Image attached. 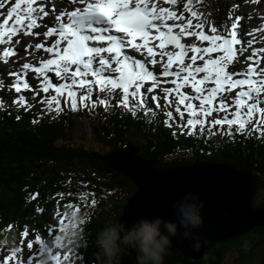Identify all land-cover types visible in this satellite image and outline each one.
Listing matches in <instances>:
<instances>
[{"label":"snow or ice","instance_id":"snow-or-ice-1","mask_svg":"<svg viewBox=\"0 0 264 264\" xmlns=\"http://www.w3.org/2000/svg\"><path fill=\"white\" fill-rule=\"evenodd\" d=\"M162 2L170 6L182 3L183 10L178 14L173 7L161 6V0H60L61 4L72 6L71 10L68 7L58 9L55 0H0V63L7 64L9 58L17 55L16 46L21 40L14 41V38L21 33L39 37L41 33L34 30L44 27L45 40L56 37L50 46L45 43H27L25 46L26 56L43 50L48 54L47 59L39 57L35 64L24 62L14 69L0 67V92L5 87L16 93L31 90L24 78L31 71L40 81L38 92H54L40 101L46 103L48 110L62 111L63 98L64 104L72 111L118 106L134 118L143 113L151 118L147 122H152L160 113L147 107L148 94H152L161 83H170L173 87L161 89L164 108L175 105L182 133L186 130L187 135L193 136L199 129L203 136L207 129L212 135L233 136L234 128L235 134L247 132L249 136L256 134L258 138H264V67H261L264 47H253L257 42H264V37L260 41L256 38L258 32L264 31V24L247 33L252 38L244 42L238 32L241 16H235L230 26L222 22L218 28L198 10L203 0ZM185 12L189 13L187 18ZM46 19L51 21V26L44 23ZM229 19H232L231 13ZM192 37L195 42L187 43L186 38ZM248 49L251 54L245 57L246 68L229 71ZM156 65L161 68L159 75L154 70ZM5 71L7 77L14 78L10 84ZM50 73L61 82L54 84ZM161 77L171 79L162 81ZM149 82L151 86L147 93L142 92ZM185 89H191V93ZM97 90L102 95L93 101L92 96ZM117 90L121 92V99L114 106L111 101ZM233 91L235 95L228 103L225 94ZM151 100L159 109L161 97L152 95ZM12 103L27 106L23 95L13 99ZM0 110H6L2 96ZM213 113L223 115L209 120ZM164 115L165 125L171 127L170 121L175 119L173 112L169 110ZM91 203L95 205L97 201L93 199ZM77 212L79 207L71 213L72 222L66 224L68 213L61 216L57 211L56 215L60 216L58 232L61 234L55 235L49 243L37 233L34 240L27 242L30 252L27 261L20 255L24 238L29 235L25 227L21 232L20 247L8 249V255H3L4 245H0V256H3L0 264H33L34 260L37 264H78L81 255L71 247L63 252L61 259L69 227L76 236ZM78 223L83 225L84 220ZM12 227L9 225L8 229ZM47 231L51 236L54 229L49 227ZM34 244L38 245L35 252L32 251ZM45 255L48 260L42 262Z\"/></svg>","mask_w":264,"mask_h":264},{"label":"trees","instance_id":"trees-1","mask_svg":"<svg viewBox=\"0 0 264 264\" xmlns=\"http://www.w3.org/2000/svg\"><path fill=\"white\" fill-rule=\"evenodd\" d=\"M32 117L30 113L14 116L0 112V219L29 221L37 216L38 208H43L41 216L46 219L60 192L71 191L78 179L97 189L104 187L105 190L93 194L92 200L97 203L88 204L91 217L82 234L86 261L105 264L106 259L95 244L96 234L106 224L117 222L121 205L135 191V186L129 177L107 165L103 158L106 152L72 144L76 130L81 132L80 141L94 143L98 148L103 146V151L136 146L138 153L158 168L197 161L227 162L258 175L260 191L264 190V138L256 134L245 135L242 142L234 135L223 134H203L195 140L183 136L175 140L161 123L144 122L121 110L109 109L107 116L101 113L99 119L89 118L90 137L85 139L86 126L76 125L74 115L37 122H32ZM262 203L264 200L252 204ZM229 248H235L237 254L227 264H264V225L216 244L199 259L188 258L177 249L166 251L164 264H226ZM136 255L135 250L125 248L112 264H137Z\"/></svg>","mask_w":264,"mask_h":264},{"label":"water","instance_id":"water-1","mask_svg":"<svg viewBox=\"0 0 264 264\" xmlns=\"http://www.w3.org/2000/svg\"><path fill=\"white\" fill-rule=\"evenodd\" d=\"M103 158L109 167L129 177L136 187L123 204L117 222L131 225L140 217L154 216L177 220L174 202L189 192L203 202L200 209L203 224L193 229L194 235L200 238L199 249L193 250L194 241L178 233L172 237L167 251L177 249L188 258L199 259L209 254L216 244L264 225V205H252L261 183L249 170H240L229 163H196L162 169L138 155L134 148L114 149Z\"/></svg>","mask_w":264,"mask_h":264},{"label":"clouds","instance_id":"clouds-1","mask_svg":"<svg viewBox=\"0 0 264 264\" xmlns=\"http://www.w3.org/2000/svg\"><path fill=\"white\" fill-rule=\"evenodd\" d=\"M203 202L195 193H185L178 201L174 202L173 208L177 220L167 219L162 216L140 217L131 225L120 221L108 223L98 230L95 244L99 254L103 256L107 264H112L125 248L134 249L137 264H164V254L172 245V237L179 233L184 239L193 240L191 247L198 250L200 238L195 236L193 229L203 224L200 209ZM182 229V231H180ZM74 234L69 231L65 239L64 247L68 248L74 241ZM48 260L47 255L42 262Z\"/></svg>","mask_w":264,"mask_h":264},{"label":"rangeland","instance_id":"rangeland-1","mask_svg":"<svg viewBox=\"0 0 264 264\" xmlns=\"http://www.w3.org/2000/svg\"><path fill=\"white\" fill-rule=\"evenodd\" d=\"M220 3H224V4H226L227 6H228V8H230V13H231V16H232V19H229V23H231L232 22V20H234L235 19V16H236V14L237 13H239L240 11L239 10H241L242 12H245L246 14V16H245V18L243 19V22H244V24H249V23H252V21H254L253 19H255V18H252L251 19V15L253 16V11H249L248 10V8L247 7H242V6H247L248 4H249V0H244V2L242 3V5L240 4V5H235L234 3H232V1L231 0H211L210 2L209 1H207V0H204L203 1V3H201L200 5H198V10L199 11H201V12H203L205 15H207L208 16V19L210 20V21H212V22H215V18H216V16H215V13H214V9L220 4ZM240 8V9H239ZM244 8V9H243ZM234 10V11H233ZM252 14H251V13ZM241 13V12H240ZM230 15V14H229ZM249 15V16H248ZM240 26H241V23H240ZM243 33V32H242ZM24 57H26V55H24ZM12 62V60H9V63H11ZM0 67H2V66H0ZM5 90V89H4ZM98 91V90H97ZM117 91H119V90H117ZM36 102H34L33 104H35ZM229 103V102H228ZM45 106H46V104H44ZM65 104H64V101H63V104L60 106L61 107V109L63 108V106H64ZM17 107H20V108H24L25 106H20V105H17ZM43 111H45L44 113L45 114H47V115H53V114H56L58 111H56V110H48L47 109V106L46 107H43V109H42ZM223 115V113H215L212 117H209L208 119L209 120H212V119H216V118H219V117H221ZM227 127V125H225L224 126V128H226ZM251 127V126H250ZM217 128H219V126H217ZM233 130H234V128H233ZM72 144H75V145H77V144H84V142H81L79 139H75V140H73V142H72ZM84 146H86V147H89V148H92V149H95L96 151H99V152H102V153H105V152H107V151H103L104 149H105V147H101V148H98L97 146H96V144H94V143H88V144H84ZM263 193H264V190H262V191H260V186L257 188V192H256V195H255V197L252 199V203H254V202H257V201H260V200H264L263 199ZM64 198H63V202L64 201H66L67 200V196L65 195V192H64ZM70 198V202H71V205H73V207H71V208H66L64 205H62L61 204V209H62V211L63 212H67L68 213V216H71V213L74 211V210H76V203L78 202V200L81 198V197H79V196H74L73 198L72 197H69ZM68 205V204H67ZM262 205H264L263 203L261 204V206ZM255 206V205H254ZM52 216H53V221L56 223V220H57V218H56V216L52 213ZM55 223L54 224H51V225H49V227H54L55 226ZM25 226H27V225H25ZM24 227V226H23ZM22 227V228H23ZM27 228H28V232H29V236H31V235H33V234H35V233H46V230H43V229H41V228H37V229H35V228H32V227H30V226H27ZM69 231H71V227H70V230ZM14 236V234L12 235V237ZM236 254H237V251L235 250V248H233V249H231V248H229V250H228V252H227V254H226V256L228 255V257L226 258V261H225V263L227 264V263H229L235 256H236ZM97 264V263H96Z\"/></svg>","mask_w":264,"mask_h":264},{"label":"bare ground","instance_id":"bare-ground-1","mask_svg":"<svg viewBox=\"0 0 264 264\" xmlns=\"http://www.w3.org/2000/svg\"><path fill=\"white\" fill-rule=\"evenodd\" d=\"M242 5V4H241ZM240 9V8H239ZM244 9V8H243ZM249 10V9H248ZM234 11V10H233ZM240 11V10H239ZM253 11V10H252ZM254 12V11H253ZM245 13V12H244ZM251 13V12H250ZM252 14V13H251ZM246 16V15H245ZM249 16V15H248ZM252 16V15H251ZM254 20V19H253ZM253 22V21H252ZM92 183V182H91ZM94 184V183H93ZM92 186V185H91ZM125 250V249H124ZM107 262V261H106ZM106 262H105V264H106ZM113 262V261H112ZM122 262V261H121ZM100 263V262H99ZM116 263H118V262H116ZM124 263V262H123ZM101 264V263H100ZM121 264V263H120Z\"/></svg>","mask_w":264,"mask_h":264}]
</instances>
